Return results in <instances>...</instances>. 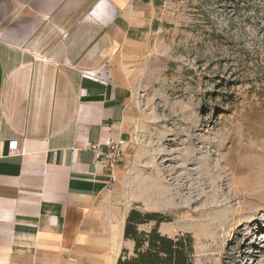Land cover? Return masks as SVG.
I'll return each instance as SVG.
<instances>
[{"label":"crops","instance_id":"crops-1","mask_svg":"<svg viewBox=\"0 0 264 264\" xmlns=\"http://www.w3.org/2000/svg\"><path fill=\"white\" fill-rule=\"evenodd\" d=\"M152 2L0 0V264H115L133 248L123 159ZM116 140L112 181L91 146Z\"/></svg>","mask_w":264,"mask_h":264},{"label":"rangeland","instance_id":"rangeland-1","mask_svg":"<svg viewBox=\"0 0 264 264\" xmlns=\"http://www.w3.org/2000/svg\"><path fill=\"white\" fill-rule=\"evenodd\" d=\"M152 4L126 200L189 233L193 264H264V0Z\"/></svg>","mask_w":264,"mask_h":264},{"label":"trees","instance_id":"trees-1","mask_svg":"<svg viewBox=\"0 0 264 264\" xmlns=\"http://www.w3.org/2000/svg\"><path fill=\"white\" fill-rule=\"evenodd\" d=\"M167 220L157 211L131 207L125 217L123 238L133 242L132 251L123 247L115 264H193L194 245L189 233L169 236L159 231ZM153 222L149 229H140Z\"/></svg>","mask_w":264,"mask_h":264},{"label":"built area","instance_id":"built-area-1","mask_svg":"<svg viewBox=\"0 0 264 264\" xmlns=\"http://www.w3.org/2000/svg\"><path fill=\"white\" fill-rule=\"evenodd\" d=\"M12 146H16L14 142ZM91 149L96 155L97 159L104 160L110 170V177L113 181L115 179L114 168L124 153V143L120 140L110 141L107 151L101 152L97 150L96 145L91 146Z\"/></svg>","mask_w":264,"mask_h":264}]
</instances>
